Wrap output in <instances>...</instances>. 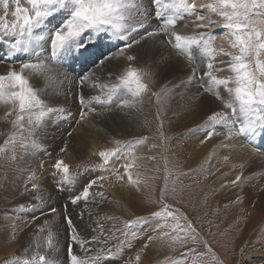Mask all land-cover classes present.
Returning <instances> with one entry per match:
<instances>
[{"label":"rangeland","instance_id":"rangeland-1","mask_svg":"<svg viewBox=\"0 0 264 264\" xmlns=\"http://www.w3.org/2000/svg\"><path fill=\"white\" fill-rule=\"evenodd\" d=\"M144 1L151 3V0ZM198 1L206 3L205 1L196 0L197 3H199ZM22 6H28L26 0H22ZM202 11H199L200 15H202ZM147 12L151 14L154 9L150 8ZM9 19L11 20V17ZM213 19L216 20L218 17L213 16ZM129 23L135 24L136 18L129 21ZM184 23V21H180L176 26L177 31L181 34L183 31H188L185 35L193 34L194 31L211 32L215 36L214 43L217 48H229V44L224 45L220 40V38L225 36V29L212 27L194 30L192 26L184 27ZM158 24L159 22L152 18L144 28L137 33H133L134 38L140 40V43L134 45L127 52V55L136 57L132 62L127 61L126 57L119 55V45L116 47L109 45L102 50L105 55H111L115 58L105 59L102 65L93 63L83 65L81 62V64L78 62V65L77 61H74L72 65L67 67V71L62 70L60 67L58 68L73 76L76 72L75 68L83 67L76 72L79 75V80L82 76H88L92 80L97 79L100 86L115 82L116 76L129 63L136 68L144 69L149 74L144 80L148 83L150 91L140 97L134 106L117 107V103L123 97H118L110 107L92 103L90 107L94 110L88 112L83 118L86 120V123L83 122V124L89 130H92L93 126H98L97 130L103 133L100 135H103L105 143L102 144L100 151L114 149L121 144H127L132 141H143L126 148L119 158H114L108 166L119 170V174L124 176L121 181H117L110 171L97 168L98 165L102 164L98 152L90 156H83L80 163H77L76 169H74L76 173L80 172L83 174V182L78 186L79 189L82 187V190L90 181L96 180L97 177H104L103 180H98L93 187L96 193H103V198H100L101 204L105 206L104 208L107 212H111L112 219H115L113 222L116 229H123L125 221L135 220L137 217L147 218L133 227L131 234L127 237L116 231L112 236L108 237V243L103 245L105 248L118 246L124 240H126V243L123 245L119 256L115 259H108L110 262L105 263L264 264V204L260 200L264 194V155L259 154L254 147L259 146L261 151H264V138L259 137L261 141L258 144H256V141L250 144L247 137L236 138L235 136L237 135H234L238 133L236 130L231 135V138L234 135V139H232L235 143L238 142L254 151L256 160H244L241 158L240 162L237 161L236 164L235 162L222 161L217 156L211 157L209 151L206 150H204V155H201L200 147L205 143L207 146L209 142L208 139L205 140L208 129L203 127L207 118L214 112L230 111V109H225L220 100L204 92V89L198 83L175 87L181 85L183 80L187 81V78L192 74L193 68L197 67V65H199L198 79L204 71V61L198 51L195 52V63H191L185 57L177 55L176 50L168 43L167 37L163 34L146 36L147 32L158 28ZM180 27H182L181 30H179ZM141 37H144V39H141ZM111 43L116 44L117 42L113 40ZM122 43L124 42L121 41L120 44ZM43 46L48 49L49 45ZM157 47H161L163 53H165L163 50L166 47L169 51L165 54L155 52L156 55H154L153 50ZM1 54L2 52L0 51ZM168 55H176L181 63L185 60L180 70L175 68V63L171 62L172 58L169 59ZM220 59L227 58L220 57ZM163 61L166 62L164 63ZM11 68L18 69L19 63L0 61V74H5ZM110 73L111 76L109 75ZM220 75L226 76L229 73L225 72ZM53 84L54 88H56L55 85L58 82L54 81ZM94 85H89L92 90L95 88ZM190 86L196 89V93L193 96L190 95L189 90H184L185 87L187 89ZM55 90H57V92L55 91L56 93H59L61 89ZM76 90L74 89L73 95L69 97L70 102L72 101L73 109L66 106L65 109L61 108L63 111L60 113L62 114L66 111L69 117L72 116L82 121L80 97L83 91L80 84ZM218 91L222 97L228 98V94L223 88L218 89ZM153 93H157L158 96L153 95ZM177 95L183 98L177 100ZM0 109V111L8 112L6 106L0 105ZM84 111L87 112L88 109L85 108ZM111 114H116L113 123L109 121L108 115ZM98 115L105 116L104 120L107 122L105 128L101 126V120L99 121ZM13 119V116L6 115V118L1 120L8 133L6 134L7 137L0 138V146L5 147V150L0 152V232H4L6 228L8 230L5 241L1 242L0 236V264H22L25 258L28 260L32 259H29L24 252L20 251L25 228L29 229L28 219L24 218L21 213L25 209H22L21 206L23 200H28L27 202L35 201L30 199V195L32 190H39V187L33 188L31 179L37 180L40 177H29L27 174V176L23 174L25 171H30V169L35 170L46 159L52 158L53 161L64 159L63 155L65 154V151L61 150L43 149L39 145V148L35 147V139L33 137L27 139L26 146H22L19 140L14 145L5 146L4 142L11 136L10 133L13 130L11 123ZM51 121H53V118L48 117L45 124ZM103 124L105 125L104 122ZM193 126H196V128ZM75 129L77 128L75 127ZM217 131L222 133V135H214L217 141L229 135L228 129L224 127H218ZM69 133L71 134L73 131L67 132V137L71 136ZM28 157L32 159L30 167L27 165L30 164ZM129 163L132 165L129 172L133 180L139 181L138 185L129 184L128 176L124 174V166ZM19 165L22 168H19ZM21 169L24 172L23 170L21 172ZM14 170L20 172V174L9 173V171L14 172ZM41 171L43 172L44 170L39 172ZM6 173H9L7 174V179H5ZM237 176H241L244 182L233 184ZM11 177L14 179L20 178H18L19 181L16 179L13 185L15 189L6 191L5 183ZM23 177L24 180L22 179ZM251 177H254L253 186L255 185L257 188L263 186L259 188L260 192H257V197L251 203L252 206L250 205L252 211L246 208L245 202L247 189L249 188L247 182ZM245 178L247 179L245 180ZM50 182V180L47 181L48 185ZM18 189L17 195H13L12 191L17 192ZM162 189L164 190V196L161 200ZM82 190L80 189V192ZM75 191H77L76 188ZM56 192H58L57 188ZM78 194V191L70 192V197L67 195L66 199L62 198V203L72 206L71 208L75 212H84L80 205H73L70 202V198ZM165 204L169 206L176 218H152V213L162 209ZM62 212H66L64 205ZM119 216L124 219L121 221ZM177 223L186 231H173L172 226ZM189 223L192 226L191 229H187ZM165 224L167 226L159 227ZM162 233H168V235L162 236ZM149 237H152V239H149ZM17 238L19 246L15 248V252L11 255L5 254V248L16 247L14 241ZM46 243L47 238L45 239V245ZM154 246L155 254L153 258L150 253L154 251ZM66 254H68V248ZM138 255L140 259L137 261L136 257ZM35 263L36 261L33 262V264Z\"/></svg>","mask_w":264,"mask_h":264},{"label":"snow or ice","instance_id":"snow-or-ice-1","mask_svg":"<svg viewBox=\"0 0 264 264\" xmlns=\"http://www.w3.org/2000/svg\"><path fill=\"white\" fill-rule=\"evenodd\" d=\"M26 4L27 7L22 6V0H0V49L7 47V52L0 55V61L19 63L18 69L11 68L5 74H0V105L8 108L6 115L14 117L11 123L15 130L5 140V146L14 145L17 140L22 146H26L27 139L34 137L44 127L51 114L63 111L51 106L43 98L47 89L34 87L30 83L32 76L43 77L46 81L53 80V73L63 66L65 61L102 65L105 59L115 58L105 55L102 50L109 45H119V55L132 62L136 57L127 55V52L140 43L133 33L144 28L152 18L159 22L158 28L147 32L146 36L163 34L177 55L195 63V52L198 51L204 61V71L198 79L199 65L193 68L187 81H182L181 85L175 87L198 83L204 92L220 100L225 109H230L214 112L207 118L203 126L208 129L205 140L213 135H222L217 131L218 127L228 129L229 136L236 130L239 135L246 136L250 144L257 136L264 138V0H208L207 3H197L196 0H151L154 9L151 14L143 9V0H26ZM200 10H204L206 14L200 15ZM213 16L218 19L214 20ZM134 18L136 23H129ZM180 21L185 22L184 27L192 26L194 30L212 27L225 29L224 38L228 40L229 48H217L214 43L215 36L211 32L194 31L190 35L181 34L176 27ZM36 30H43L46 35H36ZM43 40L49 45L47 52L43 49L37 50L36 42ZM113 40L117 43L112 44ZM121 41L124 43L120 44ZM225 72L229 75H220ZM109 75L111 76V73ZM148 75L144 69L129 63L116 76L115 82L102 86L94 85L100 87L104 95L90 97L87 101L83 96L80 97L81 119L94 110L90 107L92 103L110 107L118 97H123L117 107L134 106L140 97L150 91L148 83L144 80ZM88 79V76L80 77V85ZM220 88L227 92V99L221 96L218 91ZM153 95L158 96L157 93ZM85 108L88 109L87 112L84 111ZM25 133L28 135L25 136ZM141 142L143 141H132L114 149L100 151L102 164L97 168L110 171L117 181L123 180L124 176L119 174L118 169L108 166L114 158L118 159L126 148ZM254 147L259 154L264 155L259 146ZM4 150L5 147L0 146V152ZM131 167L130 163L126 164L124 174L128 176L129 184L138 185L139 181L133 180L129 172ZM54 168L63 173L62 178L57 181V190H63L64 185L71 182L69 167L63 160H58ZM103 179L101 176L90 181L80 194L70 198L71 204L77 205L82 200L87 204L89 197L93 195L90 189L98 180ZM237 182H244L241 176H237L233 184ZM95 195L103 198V193ZM163 196L162 189L161 200ZM37 199L42 202L43 197ZM23 207L21 206L22 209ZM64 207L67 210V205ZM32 210L35 211V205ZM55 211V208L49 209V212ZM167 217L176 218L166 204L159 211L152 213V218ZM36 219L38 218L32 217V220ZM145 219L147 218L137 217L135 220L125 221L123 229L115 231L127 237L133 227ZM65 220L72 241L68 245V264H104V261L115 259L121 254L126 240L112 248L103 247L108 243V237L104 235L102 224L97 223L96 229H93L99 230V238L93 236L91 239H85L79 231H73L75 226L71 217L66 215ZM165 226L167 225L159 227ZM191 228L189 223L187 229ZM45 230L40 229L41 232ZM172 230L186 231L178 223L172 226ZM164 235L168 233H162V236ZM57 243L55 234L49 230L46 251L54 250ZM74 245H79L85 254L83 257L75 254ZM96 245L99 247H95ZM139 259L138 255L136 260ZM36 260L34 255L31 260L25 258L22 264H33ZM38 262L55 264L43 254L38 256Z\"/></svg>","mask_w":264,"mask_h":264},{"label":"bare ground","instance_id":"bare-ground-1","mask_svg":"<svg viewBox=\"0 0 264 264\" xmlns=\"http://www.w3.org/2000/svg\"><path fill=\"white\" fill-rule=\"evenodd\" d=\"M200 1H205L207 3L208 0H200ZM199 3H201V2H199ZM145 4H146V6H145ZM147 8L148 9L152 8L151 3L150 2H145L143 0V9L145 11L146 10L148 11ZM201 14L205 15L206 12L203 10ZM181 28L182 27H180L179 30H181ZM187 32L183 31L182 34H187ZM35 34L36 35H46V32L41 31V30H36ZM220 40H221V43L224 44V45H228L229 44L228 40L225 39L224 36L222 38H220ZM36 43H37V50L43 49L45 52L49 51V46L47 47L48 49H46V47L43 46V45L48 44L46 40L37 41ZM166 48H164V50H163L165 53L169 51ZM0 51L2 52L1 55H4L7 52V47H4ZM155 52H157L158 54H160V53L165 54V53L162 52V48L161 47H157L155 50H153V53H155ZM154 55H156V53ZM168 56L170 57L169 59L172 58L171 62L175 63V68L180 70L181 67H182V63L185 60L181 63V62H179L178 57L176 55H168ZM27 58L28 57H24V59H27ZM122 60H124V59H122ZM118 61H120V60H118ZM73 62L74 61H65L64 65L60 66V68L62 70H66L67 71V67L72 65ZM159 62H160V60H159ZM12 63H14V62H12ZM79 63L77 61L78 65H79ZM58 68L53 73V80L46 81L43 77L33 76V77L30 78V80H31L30 83L36 88H46L47 89V93H46V95H44L43 98L51 106H53L55 108H64V109H65L66 106H69V107H71V109H73V104H71L72 101L70 102V98L69 97L71 95H73L74 89H75V91H77L76 89L78 88L80 83H79V75L76 74V72L79 71V69H82L83 67L82 68H75L76 72H75V75H73V76L71 74H69V73H66V72L58 69ZM60 73H63L64 75L62 76V75H60ZM65 76L67 77L66 79H65ZM54 81L58 82V84L55 85L56 88H54V86H53L54 85L53 84ZM93 81H95V82H93ZM94 84L100 86L99 82L97 81V79L96 80H92V78H89L83 85H80L82 87V91H83L81 93L82 94L81 96H83L86 101L90 97L103 94L101 92L100 87H95L93 90L91 89L90 86L94 85ZM185 88H184V90H187V91L189 90L190 95H192V96L195 95V93H196L195 92L196 91L195 87H191L190 86V87H187V89H185ZM55 89H61V90H60L59 93H56L57 90H55ZM97 90H100V91H97ZM184 90H183V93H184ZM75 95H76V93H75ZM179 98H183V97H180V95H177L176 99L179 100ZM174 100H175V98H174ZM5 113L6 112H4V111H0V138L7 137L6 134L8 133L7 129L1 123V120L6 118V114ZM108 116H109V121H111L113 123L114 122V118H116L115 117L116 114H111V115H108ZM49 117L53 118V121H51L50 123L47 122L48 124H45L44 127H42L35 134V136L33 137L35 139V143H34L35 147H38V145H39L40 148H43V149L51 148L54 151H60L61 149H64V151H65L64 153L65 154L62 153V154H64L63 155L64 159H61V160H63L64 163L67 164L69 168H71V170H69V176L71 177V182L70 183H66L64 185V187H63V190H58V192H56L57 181H59L62 178L63 173L58 172L54 168V165L56 164L57 161H55V160L53 161L52 158L46 159L43 162L42 165L36 167L35 170L33 169L34 172H33L32 169H30V171H25V173L23 174L24 176H27V175L29 177L39 176L40 179L38 178L37 180L36 179L34 180V179L30 178L31 181H32L31 185L32 186L36 185V188L39 187V190H36V191L32 190L31 195H30V199L31 200L34 199L35 201L34 202H27L28 200H23V202H22V206H24L23 208L25 209V211L23 210V212H21V213L23 214L24 218L28 219L29 229L25 228V231L23 233L24 235L22 236V238H23L22 241L23 242L21 243L20 251L24 252L25 255L29 259L32 258L35 255L37 257V260H36L35 264H39L38 256L41 255V254L46 255V257L50 261H54L55 264H68V260H67V256H66L67 254L66 253H67L68 245H69V243H72V241L70 239L69 227H68L67 222L65 220V216L66 215L71 217L72 223L75 226L73 231H79L81 237L85 238V239H91V237H93V236H97L98 238L100 237V233H99L98 229L96 231H93V229H96L97 223H100V224L103 225V228L105 230L104 231V235L106 237L112 236V234L116 230V227L114 226V222H113V220H115V219H112L111 212H107L106 209L104 208L105 206H103L101 204L100 197L95 195L96 191L94 190V187H92L90 189V192L93 195H91L89 197L88 203L85 204V202L82 200V201H80L77 204V205H80L83 208L84 212H75V210L73 208H71L72 206H70L69 204L67 206L68 210H66V212H62L63 205L65 206V204H66V203H62L63 202L62 198H65L67 195L69 196L70 192H72V191H74V192L78 191V193L80 194V189L82 190V187L79 189L78 186L80 185L81 182H83V178H84L83 174L80 173V172L76 173L74 171V169H76L77 163H80V161L82 160L83 156L85 157L86 155L90 156V155H93V154H95L97 152L99 153V151L101 150L102 144L105 143V139H103V137H102L103 135H100V134H103V133H100V131L97 130L98 126H93L92 125L93 129L89 130L87 128V126H85L83 124V122H85L86 120L82 119V121H80V120L76 119L75 117H72V116L69 117L68 114L66 113V111L64 113H62V114L60 112H56V113H54V115L51 114ZM97 117L99 118V121L101 120V126L105 128V126L107 125L106 120H104L105 116L104 115H98ZM171 117H172V115H171ZM103 122L105 123V125L103 124ZM75 127L77 129H75ZM193 127H192V129H193ZM194 128H196V126ZM14 131L15 130L13 129L11 131L10 135H12V133ZM69 131L70 132L73 131V133H71V134L69 133L71 136L67 137L66 134ZM27 135L28 134L25 133V136H27ZM234 135H237V136H235L236 138L237 137L238 138L246 137V136L239 135L238 133H236ZM234 135L232 136L233 139H234ZM232 138H231V136L228 135L225 138L221 139L220 141H217L216 137L213 135V137L208 139L209 142H208L207 146L205 145L206 144L205 143V144L202 145V147H200L201 155L202 154L204 155V150H206V151H209V153L211 154V157L212 156H217L218 159H220L222 161L235 162L236 164H237V161L240 162L241 158H243L244 160H247V159L254 160L255 159L254 158V155H255L254 151H252L251 149H249L245 145L239 144L238 142L235 143ZM193 140H195V139H193ZM253 141H256V144H258L261 141V139H259V136H257L256 138H254ZM36 154H37V152H36ZM185 154H186V152H185ZM28 160H29L28 162H30V164H27V165H29V167H30V165L32 163L31 157H28ZM19 166H20L19 168H22L21 165H19ZM22 170L23 169H21L20 171L22 172ZM40 170H44V171L43 172L41 171L42 172L41 173V172H39ZM246 171H247V169H246ZM23 172H24V170H23ZM9 173L10 174H18V175L20 174V172H17L15 170H14V172L13 171L12 172L9 171ZM9 173H6V175H5L6 178L5 179H7V174H9ZM13 177L8 178V180L9 179L10 180L5 183V190L6 191L7 190L11 191V190L15 189L13 187V185L16 182V179H17V181H19L18 178H20V177H17L15 179ZM253 178L254 177H251V179L247 182L249 184V188L247 189V197L245 199V202H246V206H247L246 208L248 210H251V206H252L251 203L257 197V195H258L257 192L258 193L260 192L259 188L263 187V186L262 187L259 186L257 188V186H255V185H254L255 186L254 187L253 186V184H254V179ZM22 179L24 180V177ZM49 180L51 182L48 185L47 181H49ZM84 181H86V180H84ZM25 183H26V181H25ZM75 188L77 189V191H75ZM245 191H246V189H245ZM18 192H19V189L17 190V192L12 191L13 195H17ZM8 193H10V192H8ZM38 197H43L42 202L38 201V199H37ZM260 200H262L261 202H263V204H264V194H263V196H261ZM29 204H31V205H29ZM33 205H35V211L32 210ZM253 207H254V205H253ZM51 208H55L56 211L55 212H49V209H51ZM263 208H264V206H263ZM78 209H80V208H78ZM33 216L37 217L38 219L32 220ZM119 217H120L121 221L124 219L121 216H119ZM42 228H44L46 230L41 232L40 229H42ZM7 230H8V228H6L5 231L2 230L4 232H0L1 233L0 234L1 242L6 240L5 238H6ZM49 230L52 231L55 234V237H56L57 242H58L56 248L54 250H52V251H46V245H45V239L47 238ZM17 240H18V238L14 241L15 244H16V247H14V248L13 247L5 248V254H7V255L10 254L11 255L12 253L15 252V250H16L15 248H17L19 246L18 245L19 242ZM95 247L98 248L99 245H96ZM74 252H75V254L77 256H80V257H83L85 255L84 252L81 251L79 245H74ZM150 254L154 258L155 246H154V251L151 252ZM148 255H149V253H148ZM16 260H17V258H16ZM105 262H110V260H106V261H104V263ZM105 264H107V263H105Z\"/></svg>","mask_w":264,"mask_h":264}]
</instances>
